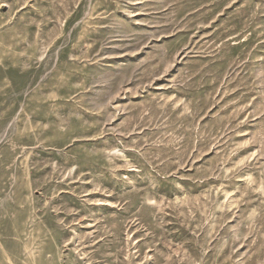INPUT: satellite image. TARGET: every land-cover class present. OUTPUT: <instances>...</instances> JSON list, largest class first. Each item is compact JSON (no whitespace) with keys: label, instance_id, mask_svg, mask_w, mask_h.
<instances>
[{"label":"rangeland","instance_id":"obj_1","mask_svg":"<svg viewBox=\"0 0 264 264\" xmlns=\"http://www.w3.org/2000/svg\"><path fill=\"white\" fill-rule=\"evenodd\" d=\"M0 264H264V0H0Z\"/></svg>","mask_w":264,"mask_h":264}]
</instances>
